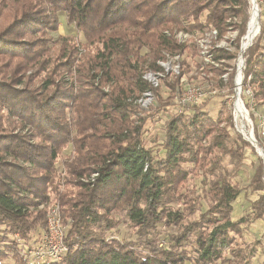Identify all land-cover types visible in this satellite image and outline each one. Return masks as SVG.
Returning a JSON list of instances; mask_svg holds the SVG:
<instances>
[{
  "label": "trees",
  "instance_id": "obj_1",
  "mask_svg": "<svg viewBox=\"0 0 264 264\" xmlns=\"http://www.w3.org/2000/svg\"><path fill=\"white\" fill-rule=\"evenodd\" d=\"M8 7L13 18L0 30V264H35L23 254L41 241L45 206L52 201L67 228L68 252L60 264H246L250 257L236 237L247 218L232 219L243 190L233 181L210 182L208 210L200 212V195L188 188L191 175L213 174L228 155L241 167L242 153L225 145L231 136L219 128L221 112L213 120L210 99L181 109L179 76L164 79L169 91H157L148 110L135 102L151 89L144 74L163 71L160 61L189 48L176 32L214 28L220 36L229 13L249 20V1L0 0V21ZM62 12L84 43L71 35L54 42ZM213 53L215 60L231 59L224 51ZM248 56L244 75L252 76L255 96L264 103V24ZM167 107L174 114L158 156L145 147L144 134ZM218 130L205 148L203 141ZM238 141L255 152L240 136ZM258 159L251 181L260 192L252 204L256 221L264 220ZM122 225L145 238L143 249L113 235ZM159 225L176 230L161 249L150 238Z\"/></svg>",
  "mask_w": 264,
  "mask_h": 264
},
{
  "label": "rangeland",
  "instance_id": "obj_2",
  "mask_svg": "<svg viewBox=\"0 0 264 264\" xmlns=\"http://www.w3.org/2000/svg\"><path fill=\"white\" fill-rule=\"evenodd\" d=\"M248 1H249V10L247 11V15L249 14L248 15L249 20H246L245 22L244 17L238 15L237 12L229 13V16H232V18L228 19L227 21L228 27L226 28L224 33L220 35L218 40H215L210 36L206 38V33L204 32L203 34L200 33L197 34V39L201 38L200 40H204L201 41L203 43L201 42L198 43L195 40V38H193V40L191 38L184 40V44L189 46V48L185 49L181 54H175L176 56H179L178 59L180 58L182 65L181 72L178 75L180 77V81L182 78H185L189 80V82L202 85L203 88H205L206 90L210 88L223 89V86L220 82V77L223 74H225V72L227 71L230 72L232 68H235L237 62V60H235V57L238 54V52L242 51L241 50L242 44L245 43L246 46L247 43L246 35L248 33L251 12L253 10L250 0ZM257 3L259 5L258 9H260L259 30L256 35V38L252 41L253 42L252 45L249 46L248 44L249 47L242 53L245 60V67L247 64V60L249 59L248 50L257 44L261 32V24H264V0H257ZM11 13L13 12L10 7H8V9L4 11L3 13L4 17L0 21V30L2 29L4 30L6 26L9 24V22L11 23V20L13 18ZM65 16L66 14L64 12L59 13V19H60L59 31L55 33H51L54 42H56L58 38L61 36L71 35L77 37L80 40V42L84 43L85 39L83 38L82 34L79 33L74 28V26H69L67 24ZM241 24L244 25L245 28L244 34L242 35H240V30H239V27L241 29L240 26ZM177 33L179 32L175 33L174 38L177 41H179V39L176 36ZM29 40L31 39L26 38V42H28ZM221 44L222 46L225 47L216 48L217 45L221 46ZM193 45H196L198 47L193 48ZM202 46H205L206 48L208 47V50L210 52L214 50L215 51L220 50V52L224 51L225 53H229L231 55V59H229L228 58L229 56H227L226 58L228 59L225 58L224 59L225 62L223 64L219 63L218 67H215L212 63L205 64L202 61V59L199 57L200 54L199 50L201 49L202 51L205 50ZM25 51L30 52V48L25 49ZM57 53H58V49H55L51 53L52 60H56L58 56ZM174 59L175 58L167 62L166 63L167 66L170 65L171 68L173 66L171 64V61H173ZM210 60L211 62L214 61V59L212 58H210ZM34 72H35L34 70H30L29 74H33ZM234 79L230 80L225 88L226 97L228 98L233 97L234 96L233 94H235ZM164 86H163V92H166L165 91L166 86L165 87ZM228 98L225 99L223 96H218L216 98H212L208 100L209 102L208 114H210L214 120L218 118L219 112H221L222 116L220 118L221 123L219 124V128L226 129L231 136L230 138L227 139L225 145L228 147V149H233L236 150L237 152L242 153L243 159L241 160L242 162L240 163L241 167L237 168L239 162L236 161L235 159L234 160L231 159V156L228 155L222 158L220 168L215 169L213 174H208V176L204 177L202 170H200L199 177H192L191 175L188 179V188L189 190H191V194L195 196L198 194L200 195L201 203H202L200 212H206L208 210V205H209V198L206 195V192L209 188L210 182H214L216 180L233 181L235 184L239 185V187L243 190V192L233 204L232 219L234 221H237L245 217L247 218V220L245 219L246 222L242 226L243 234L236 237L237 243L239 244L240 248H242V250H245L248 257H250V259L248 260V262H246V264H264V220L256 221L252 213V204L259 197L260 192H254V187L251 185V181L255 174V171L257 167L260 165V161L258 157L259 158L261 157L258 155L253 145L243 135L239 133L240 130L238 132V130L236 129L233 111L230 108V105L228 104L227 101ZM257 103H258V112L264 114V106H263L264 104L258 100ZM172 114H174V109H172L171 107H167V109H165L163 112L159 114L158 119L151 120L147 124L148 132L144 134L145 147L152 150V152L157 153L158 156L159 154L162 155L164 153L161 146H159V144L164 140L165 125ZM219 130L216 133L211 134L212 136H210L207 140L203 141V146L205 148L209 149L210 145L213 143V140L215 138L218 139L216 134L219 132ZM247 133L249 137H254L249 131H247ZM239 136L244 141L248 142L253 147L255 152H253L251 148L244 147L242 143H239L238 141ZM255 137L259 142L258 147L264 151V134H261L257 128L255 130ZM155 138L157 139L156 141ZM211 152L213 154H220V152H218L217 150H213V148L211 149ZM69 153H70V149L65 154H69ZM261 160L264 166V160L262 158ZM188 166L193 168L194 164H189ZM262 181L264 183V176ZM54 203H56V201H52L51 203L47 204L45 206V210L48 212L50 206ZM196 216H198V214ZM174 232H176L175 229H167L163 225H159L156 231V235L155 236L153 235L150 238L152 240L155 239L156 248L161 249L162 247L165 246L166 240L168 239L169 235L173 234ZM113 235H115L118 239L122 240L123 242L135 243V246L138 249H143V243L145 241V238L144 239L138 238V236L133 232V230L129 226L122 225L118 229V231L114 232ZM12 261L13 260L11 259V257H9L6 260V262H12ZM217 264H228V263L227 261H223V262L220 261Z\"/></svg>",
  "mask_w": 264,
  "mask_h": 264
},
{
  "label": "built area",
  "instance_id": "obj_3",
  "mask_svg": "<svg viewBox=\"0 0 264 264\" xmlns=\"http://www.w3.org/2000/svg\"><path fill=\"white\" fill-rule=\"evenodd\" d=\"M251 6H256L259 8L257 0H250ZM253 2V3H252ZM260 11V9H259ZM206 33L207 37H212L215 40H218L219 33L217 29L209 28L203 31ZM200 33V34H203ZM188 34L184 32H179L176 34L177 38L179 39L180 43L184 44V40L191 38H195V40L200 43L201 38L197 39V34ZM169 34V33H168ZM244 39V38H243ZM200 40V41H198ZM213 40V41H215ZM178 41V42H179ZM203 43V42H201ZM252 45V44H251ZM250 45V46H251ZM196 48L198 46L194 45ZM205 50L200 51L199 57L202 61L206 63H212L215 67L219 66V63H224L225 60H215L214 59V51H209L208 47L202 46ZM225 47L217 45L216 48ZM230 50V48H229ZM242 50V47H241ZM243 50L238 52L235 57L237 60L235 68H232L229 71L225 72L220 77V82L223 86V89L220 88H210L206 90L200 84H195L189 82L187 79L182 78L180 81V93L176 94V101L179 104L180 108L183 109L186 106L190 105H197L204 102L207 99L216 98L218 96H223L225 99L226 97L225 88L228 85L231 77V73H234V96L228 98V104L233 111L235 127L239 132V127L243 128L244 126L247 131L251 132L254 136V142L259 145L255 137V130L256 128L260 131L261 134H264V114L258 112V103L255 96L254 88L251 84L252 76L245 77V60L243 57ZM179 56L176 55H167L166 59L159 62V65L163 69L161 72H153L149 71L146 72L143 78L148 81L151 85V89L145 92L141 98H139L135 104L142 110H148L151 106H153L157 100V91H163V86L165 85L164 79L168 77L178 76L181 72L182 65ZM175 58L171 61L173 65L170 68V65L167 66V62L171 59ZM210 58L214 59L211 62ZM217 61V62H215ZM166 86V85H165ZM164 86V87H165ZM165 91L168 92L169 88L166 86ZM241 108V110H239ZM238 110L241 111V114L246 116V119L242 121L241 117H239ZM243 111V112H242ZM243 116V115H242ZM253 116V118H252ZM240 133V132H239ZM253 145V143H251ZM263 151V150H262ZM148 168V166H147ZM96 176V175H95ZM66 226L62 222V213L61 207L58 203H54L50 206L47 212V229L41 239V241L27 250L23 256L30 262V263H46L49 262L51 264H60L64 258V256L68 252V248L65 244V234H66Z\"/></svg>",
  "mask_w": 264,
  "mask_h": 264
},
{
  "label": "bare ground",
  "instance_id": "obj_4",
  "mask_svg": "<svg viewBox=\"0 0 264 264\" xmlns=\"http://www.w3.org/2000/svg\"><path fill=\"white\" fill-rule=\"evenodd\" d=\"M259 19H260L259 9L257 7H255L251 12V17H250V22H249V27H248V33L246 35V41H247L246 46H245V43L242 44V50L243 51H245L253 43L252 41L256 38V35L258 33V30H259ZM248 44H249V46H248ZM239 110H241V108ZM239 110H238L239 117H241L242 121H244L246 119V116L244 114H241V111H239ZM242 127L243 128L239 127L240 134L243 135L250 143H253V147L257 150V152L260 153L261 155H263L264 153H263L262 149H260L258 147V144H256L254 142V137H249L246 128L244 126H242Z\"/></svg>",
  "mask_w": 264,
  "mask_h": 264
},
{
  "label": "water",
  "instance_id": "obj_5",
  "mask_svg": "<svg viewBox=\"0 0 264 264\" xmlns=\"http://www.w3.org/2000/svg\"><path fill=\"white\" fill-rule=\"evenodd\" d=\"M253 3V2H252ZM256 6H253L252 7V9H254ZM257 151V150H256ZM258 153V152H257ZM263 153H264V151H263ZM258 155L264 160V154L263 155H261L260 153H258Z\"/></svg>",
  "mask_w": 264,
  "mask_h": 264
},
{
  "label": "crops",
  "instance_id": "obj_6",
  "mask_svg": "<svg viewBox=\"0 0 264 264\" xmlns=\"http://www.w3.org/2000/svg\"><path fill=\"white\" fill-rule=\"evenodd\" d=\"M263 104H264V103H263ZM263 106H264V105H263ZM263 106H262V107H263Z\"/></svg>",
  "mask_w": 264,
  "mask_h": 264
}]
</instances>
